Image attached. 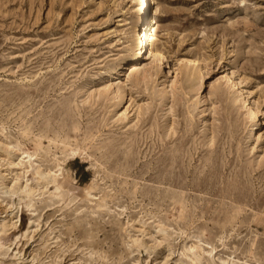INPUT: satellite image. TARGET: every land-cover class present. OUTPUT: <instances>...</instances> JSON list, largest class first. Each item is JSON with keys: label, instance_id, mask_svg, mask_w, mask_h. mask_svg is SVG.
<instances>
[{"label": "rangeland", "instance_id": "rangeland-1", "mask_svg": "<svg viewBox=\"0 0 264 264\" xmlns=\"http://www.w3.org/2000/svg\"><path fill=\"white\" fill-rule=\"evenodd\" d=\"M137 4L0 0V264H264V0Z\"/></svg>", "mask_w": 264, "mask_h": 264}, {"label": "bare ground", "instance_id": "bare-ground-1", "mask_svg": "<svg viewBox=\"0 0 264 264\" xmlns=\"http://www.w3.org/2000/svg\"><path fill=\"white\" fill-rule=\"evenodd\" d=\"M137 3V17L134 26L136 48L132 60L139 59L146 52L152 56L159 54L158 50L154 48L156 20L150 15L152 0H137ZM129 69H131V66H129Z\"/></svg>", "mask_w": 264, "mask_h": 264}]
</instances>
